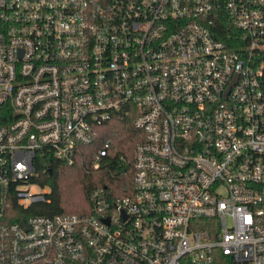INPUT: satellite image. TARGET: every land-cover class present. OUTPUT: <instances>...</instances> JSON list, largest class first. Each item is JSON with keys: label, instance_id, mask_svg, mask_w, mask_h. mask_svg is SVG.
<instances>
[{"label": "built area", "instance_id": "obj_1", "mask_svg": "<svg viewBox=\"0 0 264 264\" xmlns=\"http://www.w3.org/2000/svg\"><path fill=\"white\" fill-rule=\"evenodd\" d=\"M130 116L120 194L28 212ZM0 264H264V0H0Z\"/></svg>", "mask_w": 264, "mask_h": 264}, {"label": "trees", "instance_id": "obj_2", "mask_svg": "<svg viewBox=\"0 0 264 264\" xmlns=\"http://www.w3.org/2000/svg\"><path fill=\"white\" fill-rule=\"evenodd\" d=\"M217 34L227 38L226 27ZM111 135L115 139V148L111 156L104 157L98 166L93 163L102 139ZM137 130L133 126V118H117L101 128V135L94 143L84 145L74 163H62L51 154H37L35 164L37 174L34 182L49 186V201L36 203L30 213H63L90 211V194L97 187H105L111 193L120 194L123 187L132 181L133 156ZM51 167V168H48ZM51 169V170H49Z\"/></svg>", "mask_w": 264, "mask_h": 264}, {"label": "rangeland", "instance_id": "obj_3", "mask_svg": "<svg viewBox=\"0 0 264 264\" xmlns=\"http://www.w3.org/2000/svg\"><path fill=\"white\" fill-rule=\"evenodd\" d=\"M32 188L35 189V190H37V191H40V190L43 189V188L41 187V185H39V184H34V185L32 186ZM49 189H50L49 186H46V187H45V190H49ZM228 223H231V221L229 220Z\"/></svg>", "mask_w": 264, "mask_h": 264}, {"label": "flooded vegetation", "instance_id": "obj_4", "mask_svg": "<svg viewBox=\"0 0 264 264\" xmlns=\"http://www.w3.org/2000/svg\"><path fill=\"white\" fill-rule=\"evenodd\" d=\"M48 168H51V167H48ZM49 170H51V169H49Z\"/></svg>", "mask_w": 264, "mask_h": 264}]
</instances>
